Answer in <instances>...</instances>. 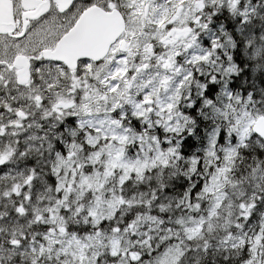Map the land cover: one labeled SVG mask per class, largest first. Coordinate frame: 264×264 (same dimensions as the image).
Masks as SVG:
<instances>
[{"label": "snow or ice", "instance_id": "6c2138e0", "mask_svg": "<svg viewBox=\"0 0 264 264\" xmlns=\"http://www.w3.org/2000/svg\"><path fill=\"white\" fill-rule=\"evenodd\" d=\"M0 264H264V0H0Z\"/></svg>", "mask_w": 264, "mask_h": 264}]
</instances>
